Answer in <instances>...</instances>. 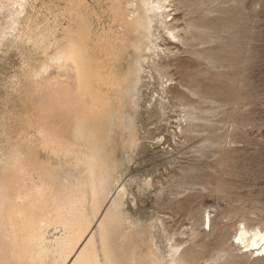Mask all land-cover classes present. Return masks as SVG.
Instances as JSON below:
<instances>
[{
  "label": "rangeland",
  "instance_id": "374dc122",
  "mask_svg": "<svg viewBox=\"0 0 264 264\" xmlns=\"http://www.w3.org/2000/svg\"><path fill=\"white\" fill-rule=\"evenodd\" d=\"M87 1L99 15L93 14L94 23L107 25L110 0ZM163 1L167 21L173 17L168 24L181 31L175 38L165 35L168 49L153 67L154 78L139 89L141 145L130 159L123 156L120 183L128 190L131 215L140 223L157 222L155 241L166 255L178 257L171 256L178 264H216L191 261L185 252L206 253L213 246L222 254L233 249L239 220L264 223V0ZM53 2L63 4L0 0V178L27 159L17 151L21 121L43 95L30 85L34 58L19 35L26 23L48 16ZM57 172V183L70 186L79 169ZM35 175L20 184L33 189L40 181ZM208 214L210 229L201 224ZM60 231L51 225L46 236ZM263 256L220 261L249 264Z\"/></svg>",
  "mask_w": 264,
  "mask_h": 264
},
{
  "label": "bare ground",
  "instance_id": "6f19581e",
  "mask_svg": "<svg viewBox=\"0 0 264 264\" xmlns=\"http://www.w3.org/2000/svg\"><path fill=\"white\" fill-rule=\"evenodd\" d=\"M61 2L19 35L34 58L30 85L43 95L20 120L25 129L17 151L27 159L0 178V264H178L156 244L157 222L131 215L119 173L123 156L130 159L141 145L139 89L168 49L165 35L175 38L181 30L168 24L173 17L167 21L163 0H110L107 25L94 23L99 15L87 0ZM41 152L48 159L40 161ZM65 167L79 169L70 186L57 183ZM30 173L40 179L33 189L20 184ZM211 223L208 214L201 224L210 229ZM56 224L61 233L46 236ZM262 224L241 219L232 250L218 254L212 246L186 256L247 262L264 252ZM237 249L240 254L232 252ZM249 264H264V256Z\"/></svg>",
  "mask_w": 264,
  "mask_h": 264
}]
</instances>
